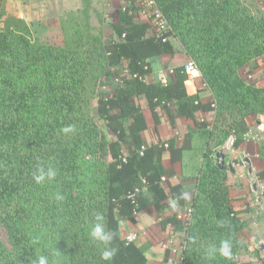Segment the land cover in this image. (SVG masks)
Segmentation results:
<instances>
[{
  "label": "trees",
  "instance_id": "16d2710c",
  "mask_svg": "<svg viewBox=\"0 0 264 264\" xmlns=\"http://www.w3.org/2000/svg\"><path fill=\"white\" fill-rule=\"evenodd\" d=\"M134 1L119 10L113 36L89 48L44 43L20 17L10 16L0 27V225L11 242L8 247L0 240V264H34L41 256L48 264H148L152 243L140 239L136 214L150 208L164 213L170 202L182 207L186 199L182 184L169 180L177 171L164 166L165 152L185 170L195 169L198 180L191 219L168 214L162 222L163 229L174 225L186 232L182 264H252L237 259L241 211L231 202L225 169L209 155L231 137L233 148H240L246 117L264 115V86L238 72L246 64L254 71L264 55V11L256 15L243 0H157L171 28L150 34ZM174 36L199 66L211 100L202 101L203 88L188 91L181 66L166 84L152 79L153 59L175 54ZM120 66L127 76L111 94L100 95L99 81L109 84ZM142 96L156 128L162 111L173 130L179 117L194 126L182 137L173 132L147 145ZM198 112L214 116L198 119ZM68 126L73 131L63 132ZM40 167L57 175L38 184ZM97 214L113 236L110 260L102 257L105 245L90 235ZM129 233L136 238L129 241ZM225 239L230 259L219 253Z\"/></svg>",
  "mask_w": 264,
  "mask_h": 264
},
{
  "label": "rangeland",
  "instance_id": "374dc122",
  "mask_svg": "<svg viewBox=\"0 0 264 264\" xmlns=\"http://www.w3.org/2000/svg\"><path fill=\"white\" fill-rule=\"evenodd\" d=\"M248 7L256 14L260 15L264 11V0H243ZM149 0H135L134 6L138 8L139 16L150 22V34H158L165 29L171 28V24L160 7L157 0H155L158 8L162 11L166 20L165 28L159 29L155 24L153 16L151 15V6L148 4ZM130 6L128 0H0V27L10 16L20 17L24 19L30 26L33 34L42 42L58 46H70L77 48H89L94 40L109 38L113 36V25L118 22L119 10ZM152 9V8H151ZM176 47V52L173 55L160 56L154 58L152 61L154 74L152 79L161 83V77H167L172 74L174 68L183 67L185 63L194 61L187 55L181 41L177 36L170 38ZM97 59V56L94 60ZM167 60V61H166ZM166 62V63H165ZM96 73L100 72V68H95ZM242 78L248 83L264 86V55L258 59V67L250 72L248 64L238 69ZM127 76V71L124 66L113 69L112 76L108 83H98V90L100 95H109L113 91V85L118 84ZM196 87H205L203 84V75L200 80L193 83ZM191 88L192 83L186 84ZM188 88V87H187ZM212 97L213 93L211 91ZM97 100L93 104H97ZM144 113L151 125L150 131L157 130L151 111L148 108L147 100L144 96L140 98ZM161 118L165 121L166 113L161 112ZM214 116V113H213ZM249 129L244 136V142L254 143L255 151L252 152V147L245 150V154L251 158V163L247 164L245 157L241 156L240 152L233 148L234 137L228 138L223 146L218 150H213L215 154H210L209 157L213 163L221 165L222 158L216 156V153H223L226 156L225 172L226 181L225 186L228 189L231 202L236 210L241 211L242 228L239 233V240L241 245L238 248L240 256L244 254L243 244L247 246L248 250L253 254L254 263L260 264L264 260V251H260V244H264V115L263 114H249L246 117ZM262 125V127H261ZM103 134L109 139H115V135L105 126L100 125ZM158 127V126H157ZM163 129L166 124H163ZM241 147V146H240ZM206 151V150H205ZM204 151V153H205ZM235 151V152H234ZM107 156H104L105 158ZM204 155L199 157L202 161ZM230 163L235 169L230 168ZM194 165V162L192 163ZM191 165V166H192ZM193 167V166H192ZM181 175L180 182L191 180V185L196 188L198 180L194 174V170L189 172L180 165ZM191 173V178L187 177V173ZM262 173V176H261ZM196 180V181H195ZM179 182V183H180ZM164 187L170 195V188L168 183L163 182ZM193 189V188H192ZM196 197L195 192L191 193L188 200L181 207L180 205L170 202V207L164 213H158L150 208L136 214L138 222L145 221V229L142 230L141 240H152L155 242L154 248L149 252L151 258L162 256L165 258V253L168 251V260L170 264H182L183 250L186 245V232L184 230H177L174 225H168L162 228V222L166 215H177L183 221L188 218L186 210L193 208V201ZM181 207V208H179ZM122 231L125 234L128 229L126 222L121 221ZM253 236H258L261 239L259 244H255ZM0 240L11 247L6 229L0 225ZM173 260V261H172ZM173 262V263H172Z\"/></svg>",
  "mask_w": 264,
  "mask_h": 264
},
{
  "label": "crops",
  "instance_id": "0c3cea01",
  "mask_svg": "<svg viewBox=\"0 0 264 264\" xmlns=\"http://www.w3.org/2000/svg\"><path fill=\"white\" fill-rule=\"evenodd\" d=\"M162 56H167V55H162ZM192 85L193 86H191V88H189V86H187L188 87V91L191 94L196 93L197 90L199 89L194 84H192ZM202 88L203 89L200 92V97H201L202 101L206 102V101L211 100L212 99L211 90L208 89L207 87H202ZM196 117L198 119H202V118L210 119V118L213 117V112H198L196 114ZM145 118H146V122H147V125H148V129L143 132V138H144L145 143L147 145H150L152 142L156 141L158 138L166 140V139L171 137L173 132H175L178 136L182 137L190 128H192L194 126V121L192 119L187 118V117H179V118L176 119V129L173 130L169 126L168 122L165 121L163 118H161V123L158 125L157 130L155 129V132L151 133L150 128H151L152 124L149 123L146 115H145ZM163 124H166V128L165 129L162 128ZM178 143H180V138L178 139ZM247 146L248 147H252V152H251L252 154L255 151L254 148L257 147L254 143L251 145V143L244 142L243 145H241V147L237 151L240 152L241 156L245 157V160H246L247 164H250L251 163V160H250L251 157L249 155H246L245 151H244V149L248 150ZM225 158H226V156H225ZM163 164H164V166L166 168L171 167V166H173L175 168V170L177 171V175L172 177V178H170L169 180H170V182L172 184L179 183L180 182V180H179L180 177L179 176L181 175V169H180L181 163H173L171 158H170L169 153L165 152L164 156H163ZM230 165H231V163H230ZM230 168L233 171L235 170L232 165H231ZM180 183L182 184V186L185 189V198H186L185 202H186L188 200V197L191 195V193L195 192L196 188L193 187V185L190 184L191 180L182 181ZM179 208H181V207H179ZM145 221H146V223H148L147 218H144V221L138 223V227H139L140 230H144L145 229V227H144L146 225ZM256 237L259 238L258 236H253V241H254L255 244H259L261 242V239L259 238L260 242L256 243L255 242ZM150 242L152 243V245H151L150 249L146 253L147 258H148V264H170V262L169 263L166 262L162 258V256H159L157 258L156 257L155 258H151L149 256V252H151V250L154 248V244H155V242L152 241V240H150ZM262 245H264V244H262V243L260 244V251H264V249H262ZM242 247L244 248V254L242 256H240V254L238 253V255H237L238 261L242 262V263L250 262L252 264H258V263H254L255 259L256 260H258V259L257 258H253V256H252L253 254L248 250L247 246L243 244Z\"/></svg>",
  "mask_w": 264,
  "mask_h": 264
},
{
  "label": "clouds",
  "instance_id": "9594fccd",
  "mask_svg": "<svg viewBox=\"0 0 264 264\" xmlns=\"http://www.w3.org/2000/svg\"><path fill=\"white\" fill-rule=\"evenodd\" d=\"M73 128L71 126L65 127L63 129V132L69 133L72 132ZM57 175L56 170L53 169L52 167L45 168L40 167L37 170V174H34V180L36 183H43L45 180H52L55 178ZM58 199H63L62 196L58 195ZM95 224L92 227L90 235L92 236L93 239L101 242L102 244L105 245V248L102 252V257L105 260H110L112 257L115 255V250L107 247L110 242L113 239L112 233L110 231L106 230L105 224H104V217L100 214H97L95 217ZM219 253L221 256L225 258H231L232 257V245L231 242L227 239L221 241L220 247H219ZM34 264H48V260L46 257L41 256L38 259V262H34Z\"/></svg>",
  "mask_w": 264,
  "mask_h": 264
},
{
  "label": "built area",
  "instance_id": "2783aa9c",
  "mask_svg": "<svg viewBox=\"0 0 264 264\" xmlns=\"http://www.w3.org/2000/svg\"><path fill=\"white\" fill-rule=\"evenodd\" d=\"M148 4L152 8V9L151 8L149 9H150L151 15L153 16L155 24L158 25L159 29L165 28L166 20L164 18L162 11L158 8L155 0H149ZM183 69L187 76L186 84H190V83L193 84L194 82L200 80L202 77V72L195 61H189L185 63L183 66ZM166 78L165 77L160 78L162 84L167 83ZM186 213H187L188 218L186 219V221H184L185 223L191 219L192 208L187 209ZM126 237L129 241H132L136 238V234L129 233Z\"/></svg>",
  "mask_w": 264,
  "mask_h": 264
},
{
  "label": "water",
  "instance_id": "95a60500",
  "mask_svg": "<svg viewBox=\"0 0 264 264\" xmlns=\"http://www.w3.org/2000/svg\"><path fill=\"white\" fill-rule=\"evenodd\" d=\"M10 1L13 2V0H10ZM217 156L222 158L221 167L225 168V160H224L225 156H224V154L223 153H218ZM230 167H231V165H230ZM255 242L259 243L260 239L256 237ZM262 249H264V245H262Z\"/></svg>",
  "mask_w": 264,
  "mask_h": 264
}]
</instances>
